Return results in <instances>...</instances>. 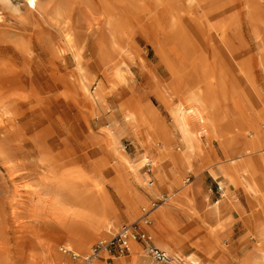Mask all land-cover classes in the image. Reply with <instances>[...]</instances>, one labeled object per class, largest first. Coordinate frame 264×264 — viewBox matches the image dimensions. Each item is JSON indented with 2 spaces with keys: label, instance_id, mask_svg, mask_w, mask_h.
Instances as JSON below:
<instances>
[{
  "label": "rangeland",
  "instance_id": "374dc122",
  "mask_svg": "<svg viewBox=\"0 0 264 264\" xmlns=\"http://www.w3.org/2000/svg\"><path fill=\"white\" fill-rule=\"evenodd\" d=\"M110 37L118 52L110 49ZM263 66L264 0H0V264H68L61 248L86 253L170 196L169 229L178 230L184 219L190 229L198 217V231L211 235L207 213L221 191L209 169L226 163L218 129L237 124L236 105L248 118H260L247 76L264 107ZM169 87L177 89L170 93ZM203 92L209 99L197 102L216 130L208 141L199 134L209 161L202 164L196 155L190 171H176L169 156L156 158L162 146L170 155L180 146L168 110L182 96L196 102ZM126 113L136 117L129 127ZM161 121L172 139L148 147L145 139ZM243 133L248 140L253 135ZM122 155L153 188L151 194L146 183L135 185L145 196L130 220L110 184L123 170ZM254 155L264 162V149ZM157 170L165 174L163 183ZM234 192L244 203L242 190ZM242 235L235 230L218 244L226 253L250 250L253 237ZM190 238L179 245H191ZM178 240L163 241L176 246ZM215 242L202 244L214 252ZM99 257L109 256L101 253L91 264H106Z\"/></svg>",
  "mask_w": 264,
  "mask_h": 264
},
{
  "label": "bare ground",
  "instance_id": "6f19581e",
  "mask_svg": "<svg viewBox=\"0 0 264 264\" xmlns=\"http://www.w3.org/2000/svg\"><path fill=\"white\" fill-rule=\"evenodd\" d=\"M225 45L227 49H230L232 52H234L233 47H231V45L227 41L225 42ZM110 49L114 51L113 53H115L116 51L118 52L119 44L114 37H110ZM247 80H248L247 83L251 87L255 97L261 100L262 96L258 92V90L255 88V86L253 85L250 75L247 76ZM179 85H181V83H179ZM169 88L171 90L170 93L171 92L174 93L175 90L177 89L176 88L174 90L173 87H169ZM167 89L166 88L162 89V91L165 92L166 96H169L171 94L168 93ZM259 91H261V89ZM179 93H182V92H179ZM197 97L198 96L195 97L196 102H190V101L185 100L184 97L182 96V98H179L178 103H176V105L169 108L168 119L171 123L173 135H174L172 136V138L175 137V139L178 140V142L180 143V146L178 147L177 152L173 151L172 153V151H170L172 153L171 155L167 153L166 147L162 146L160 148L161 151L159 152L158 150L159 155L156 156L157 160L159 161L165 159L166 156H169V160H170L169 163L176 167V171H180L183 173L190 171V166L192 164L191 161L196 155L199 156L200 163L202 164L208 163L209 160L202 150L203 149L202 143L204 142V140L202 141V139L200 138V135L203 134L205 139L208 141L213 136V133L216 132V130L214 129L215 127H213L209 119L205 117L204 105L202 103L200 104L197 102V100L201 101L203 99L206 100V98L209 99L210 96L208 97L207 93L203 92L202 98L201 97L197 98ZM257 99H256V103H257L258 108L255 107L256 109L255 111H257L260 117L258 118V120H255L254 117L248 118L249 116L248 117L245 116V113L241 110V108L238 105H236V107L233 108V110H235V114L237 117L236 120L234 121H236L237 124L233 126L231 128L232 130L230 131H229V128H228V131L226 132L218 129L219 131V134H218L219 136L217 140L218 146L220 148V151L226 163H223L222 165L218 164L217 169L216 168L209 169L212 175L218 179V185L221 191L218 200L216 199L217 202L215 203V207H214V211L216 212V215L219 216L221 214L220 209L223 204L225 206L226 205L228 206L227 210L230 215V220L226 224L223 225V228L225 229V227H228L229 223L232 224L233 219H237L240 221L243 232L245 231V233L242 235V238H244L247 235H251L255 242V245L250 250L243 248L240 252H236L237 264H264V162L261 159V155L260 157H257L254 155L257 150L264 149V132H263L264 125H262L263 127H261L262 130L261 128L258 127L259 120L264 121V107L260 106V103L258 102ZM141 113H142V110H141ZM150 118L151 117H149V119ZM133 119L136 120V117L129 115L128 113L124 114V122L127 125V127L130 126V123L131 121L133 122ZM194 124L197 127H199L198 129L199 132H194L192 130V125ZM247 125L249 126V129L245 130L244 126H247ZM145 130L147 131V129ZM243 131H245L247 135L249 133H252L253 135L251 136V139L249 140L245 139ZM153 133H154L153 136L149 137L148 139L147 138L145 139L148 144V147L152 145L155 146L153 143H156L159 138L163 140V143L164 142L167 143L166 141H168L169 139H172L167 127L162 121L158 122L157 129ZM204 144L206 145L205 142ZM122 160H123L122 161L123 170L121 169L120 171H118V175L111 180L110 184L113 188L114 193L117 195V197L122 202L125 203L126 205L125 216L128 218V220H130L135 214L138 213L137 211L138 205L140 204V202L143 200V197L145 196V195L143 196V193L140 192V190L136 189L135 185L139 183L141 184L146 183L147 185H149L150 186L149 188H145V193L153 194V191H152L153 188L151 186L152 184H150L151 182H148L147 180L145 182L143 181L147 176L142 177V175L139 174L135 170L136 167L134 168L132 164H130V161L127 160V158L123 155H122ZM169 170L174 175V172L170 168ZM128 175H130V179L132 178V181L128 180L129 179ZM164 175L165 174L162 171L160 170L156 171L155 176L159 183H163L164 178H165ZM174 180L177 181L176 175H174ZM239 188L242 190L244 203L238 200L239 199L238 195H236L234 192L235 189H239ZM173 201L174 199L170 196L169 199L167 198V200L161 202L160 205L158 204L159 206L157 208L151 210L152 212L151 219H153V223H154V226L152 227L151 231L157 238V241H159V243L161 244L162 248L161 247L159 248L163 249L164 251H166L167 253L171 255L172 253H170L167 250L169 249L170 251L173 252V254L175 253L176 255H178L181 262L184 264H217L219 263L218 261H220L221 257L219 259L218 250H217L219 239H216L218 238L216 235L217 233L220 232V230L219 231L212 230L211 232V235L213 236V238H215L214 240L216 241L215 242L216 247H215L214 252H211L208 250V248L211 245L208 248H205L203 245L204 243L202 242L203 243L202 244L196 239L195 237L196 234H194L193 238H192V235H185V237H187L188 239L191 236L190 238L192 241L191 245L194 248H198L199 250H201L203 253L207 255L208 258L206 262H201L200 257L194 251H187L185 253L179 254L178 253L179 251L176 248H173L171 245H169L168 243L164 242L161 239L162 234H163V228L165 225L163 222L164 220L163 207L164 206L166 207V205L171 206ZM184 201L186 202V199H184ZM142 202H144V200ZM189 203L191 202L189 201ZM188 207L189 206H187V208ZM193 212H189L188 214L189 215L195 214ZM190 229L193 231L192 232L193 234L194 232L196 233L199 228L194 224V222H191ZM151 238H152V235H151ZM186 242H188V240ZM72 246L75 250H78V251L83 250V247L80 242H73ZM67 250H70L77 254H83V253H78L68 248ZM48 262H50V260H48Z\"/></svg>",
  "mask_w": 264,
  "mask_h": 264
},
{
  "label": "crops",
  "instance_id": "0c3cea01",
  "mask_svg": "<svg viewBox=\"0 0 264 264\" xmlns=\"http://www.w3.org/2000/svg\"><path fill=\"white\" fill-rule=\"evenodd\" d=\"M209 174H210V176H213L211 172ZM215 203H213V206L211 207V211H209L207 214H208V217L211 219V227L213 226L212 230L219 231V230H221V228L223 227V225L228 222V221H226L225 218L226 217H230V215H229L228 210H227L228 206L227 205L225 206L223 204L221 206V208H223V210H221V212H220L221 214L219 216H217L216 215V212L214 211ZM168 206H170V205H166L167 208L165 206L163 207V211H164L163 212V215H164L163 222L165 224L164 225V228H163V234H162L164 236L163 240L169 242L170 244H174L173 242L175 240H178L179 239L177 241L176 246H174V245L172 246L173 248H176L179 251V252L177 251L179 254L185 253L187 251H194L200 257V259H202L201 257L205 258V260H203V262H206L208 257L201 250H198V249L194 248L188 242H184V243H182V244L179 245V241H182L180 239H183V236H185V235H192V232L193 231L191 229H189V228H183V224H185V222H184L185 219L182 222V224H180V227H178V230H175L174 231V230L169 229L167 227L166 212H165V210L168 209ZM204 209L205 208H203L202 211L200 210L199 211V214H197V215L198 216L199 215H202V213H204V211L207 210V209H205V210ZM151 213L152 212L150 211L149 214H148V218L149 217L151 218ZM151 222H152V219H151ZM195 223H196V225H200V221H199V218L198 217L195 218ZM236 223H238L237 229L235 228V224ZM146 230L148 232H150V230H152L151 224H149L148 226H146ZM235 230H237L238 233H240V236L242 235V231H241V228H240V221L237 220V219H233L232 220V224L229 223V226L228 227H225L224 231H221V233L219 232L220 234L217 233L216 236L218 238H216V239H219V240L220 239H223L224 236L230 235L231 233L235 232ZM202 232L204 233V236H203V234L200 236V234ZM195 234H196L195 235L196 239L199 242H201V243L204 242V241H208L209 243L212 244L213 241H214V239H215V238H213L212 235L208 234V232L206 230H204L203 228H202V230H199ZM150 242H151V244H153L155 246L161 247V244L159 243V241L154 240V238L151 239ZM217 246H218L217 247L218 248L217 250H218L219 259L221 257V259H220L221 263H220V261H218L219 263H217V264H231V262H232V264H237V261H236V259H237L236 253L233 254L232 253L233 251L230 250V251H227V253L229 252V254H227L225 252V250L223 249V247H221L219 244ZM144 247H145V244L142 243V242H139V241H131L130 244H129L128 249L125 252H123L121 254H113V255L109 256L108 258H106V259H103L102 257H99L97 260L100 261V262H104L105 261L106 264H161L159 262L154 261L150 257V255L146 252V250H145ZM219 251H221V252H219ZM171 255L173 257V263L172 264H184V263L181 262V260H180V258H179L178 255H173V254H171ZM233 255H235L236 257L233 256Z\"/></svg>",
  "mask_w": 264,
  "mask_h": 264
},
{
  "label": "built area",
  "instance_id": "2783aa9c",
  "mask_svg": "<svg viewBox=\"0 0 264 264\" xmlns=\"http://www.w3.org/2000/svg\"><path fill=\"white\" fill-rule=\"evenodd\" d=\"M164 199L162 198L161 202ZM155 206V203H152L150 208L143 209V214L138 221L121 223L109 238L98 240L86 253L77 254L65 248L60 250L68 256V264H91L101 253H106L108 256L121 254L128 249L131 241H139L145 244L146 252L154 261L161 264H172L173 257L163 249L151 244V235L146 230V226L150 224L148 214Z\"/></svg>",
  "mask_w": 264,
  "mask_h": 264
}]
</instances>
